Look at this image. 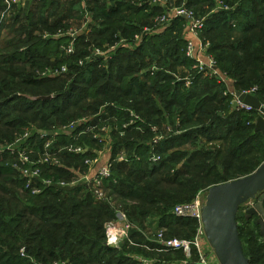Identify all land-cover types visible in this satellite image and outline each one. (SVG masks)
<instances>
[{"label":"trees","instance_id":"1","mask_svg":"<svg viewBox=\"0 0 264 264\" xmlns=\"http://www.w3.org/2000/svg\"><path fill=\"white\" fill-rule=\"evenodd\" d=\"M159 1L26 0L14 4L1 21L6 6L0 0V144L27 135L37 122L43 129L67 126L73 120L68 113L83 100L101 99L108 102L109 114L102 108L93 114H98L97 124L101 127L100 122H105L113 135L109 153L115 159L106 180L110 199L99 201L83 185L44 186L43 192L32 194L11 163L17 155L10 150L0 152V264H147L126 256V251L135 250L147 257L157 253L161 257L154 262L167 264V252L107 245L106 224L116 218L119 203L131 221L158 216L167 236L192 239L198 222L176 217L175 205L194 200L199 191L211 186L249 175L264 162V137L255 131L259 112L234 108V96L225 93L229 83L199 71L194 58L187 55L186 18L156 22L173 6L193 10L204 21L199 39L218 69L234 82L235 91L257 87L255 95L264 104V73L255 80L245 73L257 64L264 67V0ZM62 7L63 17L51 20ZM64 17H89L90 34L76 31L71 22L64 24ZM146 27L157 30L148 32ZM71 30L77 36L68 34ZM94 36L96 44L90 46ZM72 41L74 50L69 53ZM126 43L135 44L134 48ZM79 45L81 52L80 48L76 51ZM113 45L117 47L106 59L87 58L95 47L107 50ZM125 56L130 59L125 61ZM184 66L189 67L190 78L178 76ZM68 73L72 78L62 80ZM50 95L51 99H34ZM131 110L136 117L130 115ZM78 131L37 133L22 145L32 150L34 159L45 152L48 141L50 151L61 149L60 164L41 166L43 178L57 183L87 172L85 159L96 157L93 150L102 149L103 143L91 133L76 137ZM216 132L221 133L218 140L228 141L221 155L204 145L214 140ZM188 141L201 147L179 148ZM71 145L87 146L89 151L75 153L66 148ZM255 150L257 161L249 159ZM120 153L126 159H117ZM155 155H160L158 162L152 161ZM242 206L238 223L244 253L251 264H264L257 217L246 218ZM197 258L193 250L191 260Z\"/></svg>","mask_w":264,"mask_h":264},{"label":"built area","instance_id":"2","mask_svg":"<svg viewBox=\"0 0 264 264\" xmlns=\"http://www.w3.org/2000/svg\"><path fill=\"white\" fill-rule=\"evenodd\" d=\"M5 1V9L1 13V21L6 18L13 11L14 4H24L25 0H4ZM162 4H167L169 0H160ZM177 17H184L188 20V26L186 29V38H187V55L189 57L194 58L196 61V67L199 71L204 72L205 75H213L218 76L219 81L225 84H228V77L223 74L217 67L216 59L207 53L206 46L202 44L199 39V31L204 26V21L201 18H197L194 11L188 9L187 7L183 6H175L172 11H168L166 14L158 16L156 18V22H160L161 24H166L171 20ZM157 29H153L150 27H146V31L152 32ZM72 37L77 35V32L71 30L68 32ZM199 40V41H198ZM200 42V43H199ZM73 41L67 47V51L69 53L73 52ZM117 45L110 46L107 50H102L99 47H95L92 50V53L87 58L91 57H104L105 59L108 57V54L113 51ZM205 56L206 58H204ZM81 63H84L81 60ZM66 67L62 68V72L66 71ZM257 91V87H252L249 90L243 91L247 94H254ZM230 93L234 96V100H237L236 91L230 90L226 91L225 93ZM240 107L245 110H252L253 108L250 106H245L240 104ZM134 115V114H133ZM81 122V121H80ZM78 131L76 133V137H79L82 134H92L93 138L98 140L99 142L104 143L102 149L93 150L98 153L96 157H87L85 159V165L87 166V172L82 175H79L76 179L73 180H60L59 182H54L51 179L43 178L42 177V169L46 163H53V164H60L61 160L59 158V153L61 149L56 152L50 151L51 142L48 141L45 146V152L40 154V157L34 159L31 157L32 150L23 149L22 147L18 148L17 150L13 151V154L17 155V162L14 164L19 171L21 176L26 179V186L31 191L32 194H39L43 192V187H51V186H59V187H68V186H77L83 185L86 186L90 191L93 192L94 197L96 200H108L109 194L106 188V180L112 174V166L115 159L111 160L109 157L106 162H103L104 150L109 145L108 144V137L110 135V129L108 126H99L98 124H91L86 125L84 124V120L78 124V127L75 128L71 133ZM153 130H157L156 127H153ZM40 133H46L45 131H40ZM155 140L158 142L161 138ZM14 147L8 146L6 149H11ZM69 151H73L75 153H86L89 151V147L85 146H67L66 147ZM11 151V150H10ZM92 151V149H91ZM110 151L108 150L107 153ZM125 153H120L117 157L119 160L126 159ZM160 160V155L152 156L153 162H158ZM41 183L42 185H40ZM110 199V198H109ZM206 202V196H203L199 193L194 200L190 202L179 203L175 205L173 208V214L176 217L180 218H192L198 222V226L196 229L195 237L192 239L187 238H180V237H170L166 235L165 230H159L155 234L154 242L156 243V247L152 248L158 252H168V251H182L187 256V260L184 264H189L190 262H197L203 264H216L215 260L206 254L203 249L202 243L206 241V233L204 229V224L202 220L203 215V206ZM114 204V201L111 202ZM254 201H249L248 203L244 204L243 212L246 213V210L254 205ZM133 223L129 220L128 216L125 212L121 209H116V218L113 221H110L106 224V231H107V245L111 247H118L122 241L126 240L129 235V230L133 227ZM23 250V249H22ZM195 250L198 254V258L196 261L191 260L192 252ZM212 255H214L212 253ZM214 257L218 259L215 255ZM45 264V263H39ZM50 264H70L67 261H55Z\"/></svg>","mask_w":264,"mask_h":264},{"label":"water","instance_id":"3","mask_svg":"<svg viewBox=\"0 0 264 264\" xmlns=\"http://www.w3.org/2000/svg\"><path fill=\"white\" fill-rule=\"evenodd\" d=\"M240 104L259 112L255 131L264 137V104L254 94L236 91ZM53 96H38L34 99H51ZM257 200L246 210V218L256 216L260 235L264 240V162L251 174L211 186L206 194L202 220L206 237L213 247L220 264H251L244 253L240 237L238 213L242 205ZM189 264H199L190 262Z\"/></svg>","mask_w":264,"mask_h":264},{"label":"rangeland","instance_id":"4","mask_svg":"<svg viewBox=\"0 0 264 264\" xmlns=\"http://www.w3.org/2000/svg\"><path fill=\"white\" fill-rule=\"evenodd\" d=\"M39 8L37 7V10H38ZM63 9H65V7H62L60 10H59V12H56L55 14H54V17H52V19L51 20H56V19H58L59 17H63V15L62 14H64L63 13ZM192 9H194V8H192ZM53 10H55V7L52 9V11H50V12H53ZM82 20L83 19H81V20H75V19H71V18H68V17H64V19H62V21H63V23L65 24V23H67V22H71V27L73 28V29H75L76 31H78V32H84V30L86 31V33H87V35H89L90 34V28L88 27V22H82ZM63 31V30H62ZM89 33V34H88ZM42 35L44 36V37H47V36H50L48 33H42ZM77 36V35H76ZM95 38H90V41H89V45L91 46V45H93V44H96V36H94ZM126 45H127V47L129 48V49H133L134 48V45L135 44H133V45H130V44H128V43H126ZM76 46V45H75ZM78 48H80V52L81 51H83V46H81V45H79V46H77L76 47V51L78 50ZM86 49H88V48H86ZM127 59H130V58H127V56H125V61L127 60ZM245 73H247L246 74V78H252V79H257V77H258V75L260 76V75H262L263 73H264V67H262V65H254V66H252V67H250V68H247V69H245ZM68 72H70V71H68ZM179 72H180V74L178 75V76H180V78H190L191 76H188V73L187 72H185L184 71V69L183 68H180V70H179ZM193 73V72H192ZM191 74V73H190ZM53 76V75H52ZM70 78H72V76H70L69 75V73L68 74H66L65 76H62V80H70ZM228 81H230V84H228V87H230V88H233V87H236V85L234 84V82H232V84H231V81L232 80H228ZM189 82V81H188ZM190 83V82H189ZM227 91V90H226ZM107 101H102L101 99H97V100H93V99H86V100H83V102H81L80 104H79V106L77 107V109H72V111L70 112V113H68V114H71L72 116H73V120H71V121H69V125H67V126H65V125H63V126H59V125H57V126H53V127H50V129H43L42 128V124L41 123H39V122H37V123H35V124H33V126H32V128L31 129H29V130H27L29 133L27 134V135H25V134H21V135H19L17 138H16V140H15V142H13V143H8V144H0V152H6L7 153V151H9V150H11V152H13V151H15V150H17L18 148H20V147H22V145H25V144H27V139H29V138H31L32 136H33V134H34V136H35V134H37V133H40V131H47L48 133H51V134H53V135H55V134H57V133H62V134H64V133H71L75 128H77L78 127V124L79 123H81L83 120H84V124H88V125H91V124H97V123H99V122H97L96 121V116L98 115V114H93V112H95L96 110H98V109H104V112H105V114H109V112L110 111H108L107 109H106V107H107ZM215 106V105H214ZM98 108V109H97ZM96 109V110H95ZM134 113H136L135 111H133V110H131V112H130V115H132V116H134V117H136L137 115H135ZM93 114V115H92ZM134 114V115H133ZM213 118V116H211L210 117V119H212ZM209 119V120H210ZM81 121V122H80ZM104 124L105 125V122H100V124ZM219 123V122H218ZM106 126V125H105ZM111 127V126H110ZM25 132H26V130H25ZM214 134H216V135H214V136H212V138L214 139V140H212V141H207L206 143H204V145H206V146H209L210 148H213V149H216L218 152H220V155L222 154V150H224V151H226V149L228 148V147H226L225 146V144H226V140H223L224 142H221L220 140H218V139H220L219 137L220 136H217V134H221L220 132H216V133H214ZM222 134H225V132H223ZM112 133H110V135H109V137L112 139ZM113 141V140H112ZM193 141V140H192ZM104 144V143H103ZM8 146H11V147H14V149L13 148H11V149H6ZM201 146L198 144L197 146H193V145H191V141H188L187 143H185L184 145H181L179 148L180 149H182V150H193L194 148H200ZM208 147V148H209ZM106 150H104V156H103V162H106L107 160H108V157H107V151L110 149V145L107 147V148H105ZM122 149H124L123 151L125 152V153H127L128 154V152L126 151L127 149H125V148H122ZM173 150L174 149H171L169 152L170 153H172L173 152ZM176 150V149H175ZM224 153V152H223ZM169 154V153H168ZM16 155V154H15ZM10 157V156H9ZM258 158H259V154H258V151H254V153H253V155L252 156H250L249 157V159L250 160H253V161H257L258 160ZM18 158H16V160H17ZM12 160V159H11ZM16 160H14L13 159V161L11 162L12 164H15L17 161ZM62 162H63V164H64V161L62 160ZM166 169L164 168V170L162 171V172H164ZM168 173H172L173 172V170L172 169H168V171H167ZM199 193H201L203 196H206V194H207V191H204V190H202V191H199L197 194H196V196L199 194ZM183 201H185V200H180L179 202H183ZM156 215H157V213H156ZM158 216H151V217H149V219L151 220V219H155V218H157ZM130 219V218H129ZM163 230H165L166 231V229H163ZM182 235L183 234H185V233H181ZM125 243V242H124ZM123 243V244H124ZM202 245H203V249H204V251L206 252V254L208 255V256H211L216 262V264H220L219 263V261H218V259H216L215 257H214V255H212V253L214 254L215 252H214V250L212 249V247L210 246V242L208 241V239H206V241H204V243H202ZM156 247V246H155ZM156 252H158V251H156ZM173 251H168L165 255V260L164 259H161V260H164V261H167L168 263L167 264H169V263H172V264H184V262L187 260V256H185L183 253H172ZM127 253V252H126ZM130 253V252H129ZM168 254V255H167ZM156 257H158V255H157V253H154L152 256H145L144 255V258H147V259H145L146 261H145V263L146 262H148L149 264H156L155 262H159V257H161V256H159L158 257V259L156 258ZM132 260H133V262H134V258H132ZM157 260V261H156ZM155 261V262H154ZM154 262V263H153ZM144 263V262H143ZM199 264H203V263H199Z\"/></svg>","mask_w":264,"mask_h":264},{"label":"crops","instance_id":"5","mask_svg":"<svg viewBox=\"0 0 264 264\" xmlns=\"http://www.w3.org/2000/svg\"><path fill=\"white\" fill-rule=\"evenodd\" d=\"M132 1H135V0H132ZM173 9H174V6L171 7V8H169L168 11L169 10L172 11ZM89 17H85L82 20V22H88L90 20ZM87 18H88V20L85 21ZM160 30L162 31L163 29H160ZM160 30H158V31H160ZM203 57L206 58L205 56H203ZM180 68H183L184 71L187 72L188 75H189V72H190L189 67H185L184 66V67H180ZM232 82L233 81H231V84H232ZM228 83L230 84V81H228ZM229 89L230 90H234L235 87H233V88H230L229 87ZM238 108H241L240 105L238 106ZM220 141L221 142H224L223 140H220ZM110 142H111V138L108 137V144L107 145H110ZM225 146L228 147V141H226ZM222 151L224 152V150H222ZM107 157L108 158L110 157V153H107ZM118 209L123 210L125 212V214L127 215L126 210L124 209V207L120 203H119V208ZM131 222L133 223L134 226L129 230V232H128L129 233L128 238L126 240L122 241L121 244L118 247H116V248L121 249L124 246V244H128L127 245L128 246L127 250H130V248H132V247H141V248H145V249L147 248V249H150V250H152V248H155V246H156V243L154 242L155 234H156L157 231L163 230V229H161L159 227V225H160V223H159L160 222V218L157 217V218L151 219V220L149 218H145V219L139 220L138 222H134L133 220ZM136 238H138V239H136ZM152 244H154L153 247H151ZM210 246H211V244H210ZM212 249H213V247H212ZM153 251H156V250L154 249ZM214 255L216 256V253H214ZM126 256L131 257V258H134V260L141 261V262H145L146 261L145 259H147V258H144L143 254L137 253L136 250L135 251H132L130 253L127 252L126 253ZM146 263L149 264L148 262H146Z\"/></svg>","mask_w":264,"mask_h":264}]
</instances>
